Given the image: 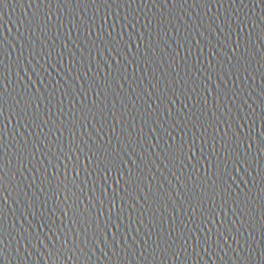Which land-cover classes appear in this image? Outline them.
<instances>
[{
  "label": "water",
  "instance_id": "95a60500",
  "mask_svg": "<svg viewBox=\"0 0 264 264\" xmlns=\"http://www.w3.org/2000/svg\"><path fill=\"white\" fill-rule=\"evenodd\" d=\"M0 264H264V0H0Z\"/></svg>",
  "mask_w": 264,
  "mask_h": 264
},
{
  "label": "snow or ice",
  "instance_id": "6c2138e0",
  "mask_svg": "<svg viewBox=\"0 0 264 264\" xmlns=\"http://www.w3.org/2000/svg\"><path fill=\"white\" fill-rule=\"evenodd\" d=\"M234 51V50H233Z\"/></svg>",
  "mask_w": 264,
  "mask_h": 264
}]
</instances>
